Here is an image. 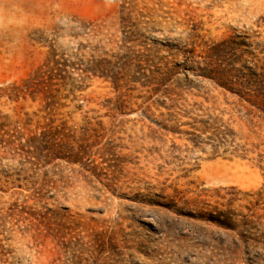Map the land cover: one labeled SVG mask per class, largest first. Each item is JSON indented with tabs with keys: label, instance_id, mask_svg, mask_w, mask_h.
I'll return each instance as SVG.
<instances>
[{
	"label": "rangeland",
	"instance_id": "obj_1",
	"mask_svg": "<svg viewBox=\"0 0 264 264\" xmlns=\"http://www.w3.org/2000/svg\"><path fill=\"white\" fill-rule=\"evenodd\" d=\"M259 83L264 0H0V264H264Z\"/></svg>",
	"mask_w": 264,
	"mask_h": 264
},
{
	"label": "trees",
	"instance_id": "obj_2",
	"mask_svg": "<svg viewBox=\"0 0 264 264\" xmlns=\"http://www.w3.org/2000/svg\"><path fill=\"white\" fill-rule=\"evenodd\" d=\"M255 73H250L249 77H255ZM251 106H261L264 105V87L259 83L256 87V90L253 92L251 97L246 100Z\"/></svg>",
	"mask_w": 264,
	"mask_h": 264
}]
</instances>
